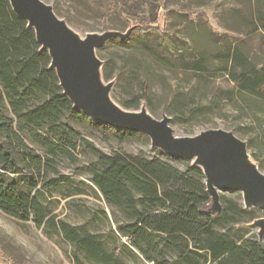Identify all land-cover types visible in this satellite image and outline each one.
Wrapping results in <instances>:
<instances>
[{
	"label": "trees",
	"instance_id": "obj_1",
	"mask_svg": "<svg viewBox=\"0 0 264 264\" xmlns=\"http://www.w3.org/2000/svg\"><path fill=\"white\" fill-rule=\"evenodd\" d=\"M231 1L234 5L217 17L224 34L202 22L193 25L185 20L183 34L189 42L164 45L159 23L167 14L163 5L169 0H163L156 10L158 25L141 19L134 24L137 10L132 9L119 14L125 32L131 30L128 38L111 41L135 44L154 65L192 75L197 85L205 86L208 106L191 109L190 115L235 105L246 96L264 105V0ZM108 18L103 15L101 21L106 32L113 31ZM219 74L233 86L213 88L208 79ZM103 78L114 80L106 66ZM141 92L123 106L140 108L141 101L148 99L147 81ZM172 92L166 110L182 98L179 91ZM84 116L63 94L50 53L42 50L35 30L12 10L9 0H0V210L20 224H34L63 237L78 264H83L79 253L93 264H127L122 254L132 259L141 256L147 264H264L263 243L244 228L261 219L260 211L246 209L239 197L221 195V210L214 212L202 169L172 159L162 150L154 149L153 157L100 151L69 123ZM89 121L110 131L120 143L133 136L150 143L146 135ZM80 155L90 160L84 169L78 167V173L89 175L110 209L115 226L105 235L112 238V249L104 235L59 219L45 204L47 196L53 197L64 184L72 187L65 199L84 195L60 170L62 163L79 166ZM100 213L104 216L107 211ZM2 250L0 264H18Z\"/></svg>",
	"mask_w": 264,
	"mask_h": 264
},
{
	"label": "rangeland",
	"instance_id": "obj_2",
	"mask_svg": "<svg viewBox=\"0 0 264 264\" xmlns=\"http://www.w3.org/2000/svg\"><path fill=\"white\" fill-rule=\"evenodd\" d=\"M43 1L52 8L54 7L59 13V18L64 20L82 38H85L87 34H99L105 31L101 22L103 15L109 17L108 27L113 30L110 32L126 33L124 22L121 21L119 14L131 13L132 9L137 10L134 20H132L134 24L138 23L135 19H141L151 26H156L158 25L154 21L156 10L163 2V0ZM133 2H138L139 5L132 6ZM232 5L234 4L231 0H213L206 3L197 2V0H169L163 5L167 14L160 19L159 23L165 35L161 41L168 47L175 41L183 42L186 45L185 41L189 42V40L183 34L185 20L193 25L202 22L215 33L224 34L217 17ZM97 57L103 65L100 70V78L105 85H111L109 93L113 103L128 112H137L145 108L156 120L163 117L169 118L171 120L170 127L179 138L195 137L206 130L231 131L247 143L250 155L248 162H252L264 174V105L262 103L246 96L242 100L239 99L235 105H223L215 111L202 109L201 112L195 113L197 115H190L191 109L200 110L202 106H208L210 101V98L205 96L208 93L206 87L197 85L195 77L192 75L175 74L163 70L148 58H144L135 44L122 46L118 42L110 40L97 50ZM105 66L108 72L112 73L114 80L107 81L103 78ZM217 76L219 78L209 77L208 79L213 88L229 89L233 86L232 83H228L227 78L220 74ZM144 81L148 82V99L141 101L139 109L124 107L126 101L142 94L141 89ZM174 90L179 91L182 98L179 104H174L171 109L166 110V104ZM89 120L91 119L88 116H84L73 118L69 123L100 151L108 154L121 151L128 155L143 154L147 157L155 155L154 148L151 147V140L149 143L147 139L133 136L127 142L120 143L117 136L110 131L96 127ZM79 158V166L71 167L62 163L60 170L76 185V188L84 192V195H75L65 199L72 187L64 184L61 189L52 194L53 197L47 196L45 204L54 210V214L59 219H63L73 226H81L89 233L104 235L108 249H112L114 242L109 235H105L109 233L110 227L114 228L115 226L110 209L101 193L90 181L89 175L78 173V167L84 169L90 157L80 155ZM186 162L194 164L193 161ZM176 165L182 170L185 169L181 163H176ZM219 195L220 197L224 195L228 199L239 197L241 204L246 208L243 194L240 192L219 191ZM211 205L212 210L218 213L222 204L217 207L212 202ZM104 209L107 214L103 216L100 211ZM251 234L264 245V237L260 239L257 231H251ZM120 242H124V239H121ZM2 249L7 250L9 256L13 260L15 258L18 264L21 262L26 264H78L71 244L66 242L63 237L38 229L34 224H20L0 210V258L1 254L4 255ZM78 257L83 264H93L86 261L80 253ZM121 258L127 264H147L138 255L132 259L122 254Z\"/></svg>",
	"mask_w": 264,
	"mask_h": 264
},
{
	"label": "water",
	"instance_id": "obj_3",
	"mask_svg": "<svg viewBox=\"0 0 264 264\" xmlns=\"http://www.w3.org/2000/svg\"><path fill=\"white\" fill-rule=\"evenodd\" d=\"M9 2L12 10L35 30L42 50L50 53L51 66L61 81L63 94L75 109L115 130L146 135L152 148L162 150L172 159L193 161V166L201 168L206 176L207 190L217 207L219 191L243 194L246 209L254 208L262 214L261 219L244 228L257 231L260 239L264 237V174L252 162L247 165L250 155L246 142L231 131L220 129L179 138L167 117L156 120L145 108L142 110L146 112L139 114L113 107L111 85H105L100 78L103 65L97 50L114 38L126 40L131 30L124 34L116 31L87 34L82 38L43 0Z\"/></svg>",
	"mask_w": 264,
	"mask_h": 264
},
{
	"label": "bare ground",
	"instance_id": "obj_4",
	"mask_svg": "<svg viewBox=\"0 0 264 264\" xmlns=\"http://www.w3.org/2000/svg\"><path fill=\"white\" fill-rule=\"evenodd\" d=\"M113 107H115V108H117V109H119V110H121V111H124V109L122 108V107H120V106H118L117 104H114L113 105ZM145 110H140V111H137V112H134V113H142V112H144ZM146 112V111H145ZM247 165H250L251 166V163L250 162H247Z\"/></svg>",
	"mask_w": 264,
	"mask_h": 264
}]
</instances>
